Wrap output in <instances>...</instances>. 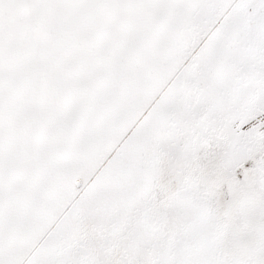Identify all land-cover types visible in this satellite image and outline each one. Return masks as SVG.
<instances>
[{"label": "snow or ice", "instance_id": "6c2138e0", "mask_svg": "<svg viewBox=\"0 0 264 264\" xmlns=\"http://www.w3.org/2000/svg\"><path fill=\"white\" fill-rule=\"evenodd\" d=\"M0 264H264V0H0Z\"/></svg>", "mask_w": 264, "mask_h": 264}]
</instances>
